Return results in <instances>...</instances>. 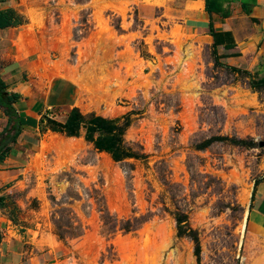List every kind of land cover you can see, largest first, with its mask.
Returning a JSON list of instances; mask_svg holds the SVG:
<instances>
[{"label":"rangeland","instance_id":"obj_1","mask_svg":"<svg viewBox=\"0 0 264 264\" xmlns=\"http://www.w3.org/2000/svg\"><path fill=\"white\" fill-rule=\"evenodd\" d=\"M15 1L27 22L19 46L40 54L32 74L78 88L52 118L77 107L129 121L137 157L116 161L84 128L67 135L46 119L29 155L22 140L7 146L24 157L0 193V262L41 264L68 243L55 264H246L264 84L216 62L185 0Z\"/></svg>","mask_w":264,"mask_h":264},{"label":"crops","instance_id":"obj_2","mask_svg":"<svg viewBox=\"0 0 264 264\" xmlns=\"http://www.w3.org/2000/svg\"><path fill=\"white\" fill-rule=\"evenodd\" d=\"M17 7L15 0L0 1V10L12 8L21 13ZM184 8L187 26L211 46L220 64L246 70L253 78L264 82V0H185ZM26 24L0 28V78L6 85L5 92L21 95L14 103L21 121V133L15 142L22 140L29 155L35 146L33 132L40 128L41 118L45 115L54 117L57 108H72L79 92L65 77L48 81L42 73L32 74L40 54L35 52L34 58L32 54L26 56L19 46ZM39 72H43L42 69ZM9 125L10 118L0 108V135ZM23 157L21 152L11 148L0 161L1 189L20 168L18 165ZM244 244L250 253L246 264H264V176L251 188ZM70 249L68 243H62L58 249H47L40 255L41 264H48L47 261L56 259L55 254ZM57 262L56 259L50 264Z\"/></svg>","mask_w":264,"mask_h":264},{"label":"trees","instance_id":"obj_3","mask_svg":"<svg viewBox=\"0 0 264 264\" xmlns=\"http://www.w3.org/2000/svg\"><path fill=\"white\" fill-rule=\"evenodd\" d=\"M24 23H26L24 16L18 11L12 8L0 10V28ZM216 62L219 63L218 60ZM231 69L241 71L235 67ZM243 72L251 76L248 71L244 70ZM261 83L264 84V82ZM252 84L258 85L255 81H253ZM5 86V83L0 78V108L10 118V125L12 124V127L9 128V125L5 132L0 135V161L5 158L9 151L6 149L8 144L10 142H15L16 137L21 133V121L18 118L16 107L14 106V103L20 100L21 95L17 92H5ZM43 117L44 119H42ZM43 117L40 120V126L46 119L53 124L52 127L47 128L53 131L66 133L67 135H76L81 128H84L86 139L89 142H93L96 149L110 153L116 161L124 160L129 157H137V154L127 148L124 143V134L129 125V121L120 123L119 118L112 119L96 114L86 116L82 114L77 107H74L69 112L64 122L55 120L47 115ZM11 130L13 132L10 135ZM2 201L3 198L0 196V208L3 207ZM179 222L180 220L178 223Z\"/></svg>","mask_w":264,"mask_h":264},{"label":"water","instance_id":"obj_4","mask_svg":"<svg viewBox=\"0 0 264 264\" xmlns=\"http://www.w3.org/2000/svg\"><path fill=\"white\" fill-rule=\"evenodd\" d=\"M260 145H261V146H264V142H261Z\"/></svg>","mask_w":264,"mask_h":264},{"label":"bare ground","instance_id":"obj_5","mask_svg":"<svg viewBox=\"0 0 264 264\" xmlns=\"http://www.w3.org/2000/svg\"><path fill=\"white\" fill-rule=\"evenodd\" d=\"M149 1V0H148ZM157 0H155V2H156ZM162 1V0H161ZM161 1H159V2H161ZM20 38V37H19ZM250 195V194H249Z\"/></svg>","mask_w":264,"mask_h":264}]
</instances>
